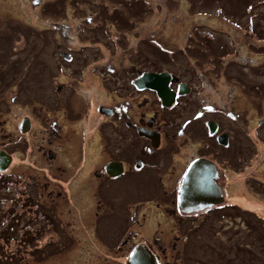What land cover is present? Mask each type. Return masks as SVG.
<instances>
[{
  "label": "rangeland",
  "instance_id": "rangeland-1",
  "mask_svg": "<svg viewBox=\"0 0 264 264\" xmlns=\"http://www.w3.org/2000/svg\"><path fill=\"white\" fill-rule=\"evenodd\" d=\"M141 1L146 7H130L132 4L126 0H0V116L6 120L0 117V140L4 139L1 133L18 135L15 125L20 118H33L35 130L28 136L27 153L22 145L12 147L15 166L33 163L29 172L37 173L46 172L48 167L50 175L64 182L78 175V165L70 164L65 147L73 149L77 145L78 151V146L86 145L85 131L92 137L87 145L96 149V109L122 96L114 91L120 78L117 75L133 67L171 72L196 86L201 96L210 99L208 102L219 107L227 104L240 114L239 121L230 120L227 127L244 145L236 150L244 153L241 162L237 161V153L228 165L220 159L226 165L229 200L236 203L235 208L199 218L192 244L173 264H264V33L257 31L264 29V0ZM205 34L209 38L218 36L226 43L222 56L218 54L222 52L215 54L221 48L203 52L199 41ZM191 41L200 49L192 45L190 49ZM62 52L69 53V58L63 59ZM109 65L116 69L114 73L104 68ZM83 66L90 70L97 66L102 71L87 69L80 76ZM58 81L65 82L63 91L56 90ZM11 97L16 101L10 103ZM65 98L71 104L64 103ZM40 106L48 107L45 112L49 110V115ZM55 123L61 136L54 140L57 163H50L39 153V146L45 144ZM70 136L76 139L73 143L66 140ZM187 140L183 145L189 149L185 155L181 149L175 160L181 167L194 150ZM30 148L33 151L29 154ZM87 157L88 179L80 184L84 191L78 189V176L70 185L69 196L66 193L56 204L59 211H98L95 182L90 178L95 158ZM57 165H63L65 172ZM16 179L20 183L21 179ZM9 186L0 189V231L8 222L7 211H49L48 199L35 197L37 207L35 201L29 204L27 199L17 198L18 191ZM6 191L8 196H3ZM128 195L130 203H135L136 195ZM237 195L242 196L238 199ZM121 198L117 192L112 199V211H117L118 216L107 217L100 224L102 233L104 229L116 230L117 238L123 230L119 232L115 222L127 208L119 204ZM155 203L156 200L141 206L147 216L154 214L161 220V227L168 229L162 234L171 240L177 233L171 229L173 220L167 219L169 215H164L162 206L157 209ZM147 224L152 236L156 226L153 221ZM8 233L0 239V264H28L25 261L30 255L24 253L18 228ZM75 235L80 236L77 231ZM99 248L92 254H80L79 249H74L46 255L40 264H107L112 258L106 259L104 252H111L104 245ZM114 261L110 264H119L120 258Z\"/></svg>",
  "mask_w": 264,
  "mask_h": 264
},
{
  "label": "flooded vegetation",
  "instance_id": "flooded-vegetation-1",
  "mask_svg": "<svg viewBox=\"0 0 264 264\" xmlns=\"http://www.w3.org/2000/svg\"><path fill=\"white\" fill-rule=\"evenodd\" d=\"M64 53L61 56L68 59L69 53L66 52L65 56ZM104 68L109 72L113 70L111 73L116 71L111 65ZM87 69L89 72L102 71L97 66L91 70L83 66L79 75L83 76ZM147 72H167L169 77L158 82V90L151 88L149 81H142L138 86L137 79ZM123 73L117 75L120 78L118 86L114 88L122 96L112 103L97 106L99 120L93 131V135L97 133L96 149L87 145L86 141H91L92 137H88L89 133L85 131L83 136L86 145L82 143L78 151L77 145L73 149L66 145L70 164L78 165V175L69 176L64 182L50 175L48 167L46 172L37 173L29 172L33 163L26 167H22V163L15 166V151L12 147L22 145L27 153L28 136L35 130L33 118L25 115L17 121L15 132L18 135L13 132L1 133L4 139L0 140V159L6 157L10 161L6 163L5 159L0 160V188L5 189L11 184L10 190L19 193L17 198L27 199L29 204L35 201L37 207L40 206L35 197L50 201L49 211H13L9 214L12 217H5L8 224L14 222L12 228L17 227L19 230L24 253L30 255L25 261L28 264H40L44 256L60 252L64 254L67 250L79 249L80 254H92L100 249V245L106 246L107 251L111 252H104L106 259L112 258L107 264L118 258L119 264H129L134 254H137V249L150 254L156 264H173L175 260L181 259L186 248L192 244L191 236L197 233L199 218L206 219L213 211H230L236 206L229 200L231 196L225 166L235 153L238 162L244 156L243 152L236 151L237 148H244V145L239 143V139L235 140L227 127L230 120L238 122L240 114L234 113L227 104L219 107L208 102L210 99L201 96L200 91L195 90L196 86L179 80L171 72L138 70L133 67L123 70ZM128 73L136 74L128 76ZM64 84L58 81L56 90L60 92ZM10 99V103L16 101V97ZM63 102L71 104L66 98ZM46 108L40 106V110L49 115V110L45 112ZM55 125L44 140L45 144L39 146V153L50 163H57L58 159L54 140L61 135ZM0 129L3 131L1 119ZM187 139L194 150L191 149L181 167L176 165L175 160L181 149L183 155L189 149L188 145H183ZM66 140L73 143L76 139L70 136ZM99 140L102 144H99ZM32 151L33 148H30L29 154ZM90 155L92 159L95 158V168L90 178L95 182L93 188L98 211H59L56 204L66 193L69 196L70 185L78 176V189L84 191L80 184L86 183L88 179L85 160ZM224 156L228 157L222 158ZM220 159H225L227 164L220 163ZM56 168L62 173L66 170L63 165H57ZM13 175L21 179L20 183L16 177L12 178ZM188 175L190 178L187 181ZM115 191L122 196L119 204L127 206L115 222L119 232L123 230L118 238L116 230L112 232L104 229L102 233L100 229L105 218L118 216L117 211H112ZM128 192L136 195L135 203H130ZM237 196L239 199L242 195ZM154 200L156 208L162 206L163 214L169 215L166 218L173 220L171 229L177 233L171 240H166L162 234L168 229L161 227V220L156 219L154 214L147 216L142 209V204ZM147 221H153L156 226L153 230L156 233L152 236L150 229H147ZM136 259L138 263L145 262L138 254Z\"/></svg>",
  "mask_w": 264,
  "mask_h": 264
},
{
  "label": "trees",
  "instance_id": "trees-1",
  "mask_svg": "<svg viewBox=\"0 0 264 264\" xmlns=\"http://www.w3.org/2000/svg\"><path fill=\"white\" fill-rule=\"evenodd\" d=\"M127 2H128V4L129 5H131L130 7H132V6H140V7H142V8H144L143 6H145V4L143 3V1H141V0H126ZM146 7V6H145ZM112 14H114V12L112 11ZM122 20H124V19H122ZM124 21H126V20H124ZM258 32H260V31H262L263 33H264V29H262V30H257ZM200 34H202V33H200ZM220 40H222V39H219L218 38V36H216L215 38H209L206 34L205 35H202L201 37H200V45L202 46H200L201 47V49L203 50V52H206L207 50H212V51H214L213 49H214V47H216L217 49L218 48H221V50H215V54L216 53H218V52H222V53H218V54H221L220 56H222L223 55V51H226L225 50V48H226V43H224L223 41H220ZM218 41H220V42H218ZM193 41H191V44H189V46L191 47V45H192V47H196V46H194L193 44ZM190 48V49H193V48ZM224 47V48H223ZM196 48H198V49H200L199 47H196ZM195 50V49H194ZM198 52L199 50H195V52ZM215 54H214V56H215ZM1 189V188H0ZM3 196H8V193H7V191H6V193L3 195ZM13 213V211H7V215H9V214H12ZM10 217H12V215H9V218ZM13 224H14V222H11V223H9L8 224V222H7V225L5 226V227H3L2 229H1V231H0V239H2V237L5 239V237L7 236V235H10L8 232H10V229L12 228V226H13ZM6 233H8V234H6ZM238 248H240L241 249V246H238Z\"/></svg>",
  "mask_w": 264,
  "mask_h": 264
},
{
  "label": "water",
  "instance_id": "water-1",
  "mask_svg": "<svg viewBox=\"0 0 264 264\" xmlns=\"http://www.w3.org/2000/svg\"><path fill=\"white\" fill-rule=\"evenodd\" d=\"M65 55L66 54H64V56ZM168 77H169V73H167V72H160V73L147 72V73H144L141 77H139L137 79V85L140 86V82H142V81H147V82L149 81L150 82L149 86L151 88H155L158 90L159 89L158 82L160 80H168ZM1 156L2 155L0 154V158H1ZM3 159H5L6 163H8L10 161L6 157L2 158L0 160H3ZM189 178H190V176L188 175L187 181L189 180ZM135 252H137L138 256H140L141 258H143L145 260V262L142 264H156L154 262L155 260L146 251L137 249ZM137 254L136 253L134 254V257H133L134 259L133 260L131 259L129 264H141V263L137 262V259H136Z\"/></svg>",
  "mask_w": 264,
  "mask_h": 264
}]
</instances>
